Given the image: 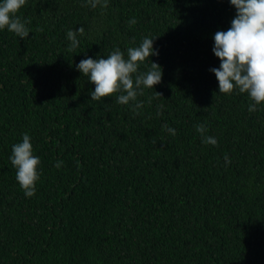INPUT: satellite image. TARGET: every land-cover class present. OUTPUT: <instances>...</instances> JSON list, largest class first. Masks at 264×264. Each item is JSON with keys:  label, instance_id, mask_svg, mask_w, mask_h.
<instances>
[{"label": "trees", "instance_id": "obj_1", "mask_svg": "<svg viewBox=\"0 0 264 264\" xmlns=\"http://www.w3.org/2000/svg\"><path fill=\"white\" fill-rule=\"evenodd\" d=\"M235 15L230 0H26L28 38L0 29V264H264V102L249 112L210 71ZM145 37L159 55L139 71L158 63L161 83L126 105L91 99L76 65L116 48L127 59ZM25 133L40 158L32 197L9 159Z\"/></svg>", "mask_w": 264, "mask_h": 264}, {"label": "clouds", "instance_id": "obj_2", "mask_svg": "<svg viewBox=\"0 0 264 264\" xmlns=\"http://www.w3.org/2000/svg\"><path fill=\"white\" fill-rule=\"evenodd\" d=\"M236 8V15L231 21L227 31H217L214 35L213 52L221 61L219 68H212L219 84V92L231 94L235 89L240 93H247L254 103L248 107L249 112H255L256 106L264 102V0H230ZM26 4V0H2L0 2V29L7 27L18 37L28 38L30 29L28 22H22L16 16L18 10ZM92 8L98 5L107 8L108 0H87ZM87 6V5H85ZM130 25L136 23L135 18L129 21ZM84 29L69 30L67 39L71 41V49L79 47L77 34L83 35ZM154 38L145 37L139 47L127 49V59L119 48H116L107 58L83 59L76 65L90 82L95 84V90L90 92L91 99L99 101L101 98L113 96L117 103L128 104L135 101L143 88H154L162 81V67L151 61V67L146 72H140V63L152 55H159L154 49ZM126 93V94H124ZM161 95L159 92H157ZM142 107V102L135 105V110ZM170 134L176 131L162 126ZM196 131L203 137L206 144L217 145L215 137L205 136L207 128L204 124L195 125ZM30 136L25 133L21 143L12 146L9 157L11 164L17 169L16 179L26 197L36 193V182L40 179L38 165L39 156L33 154ZM225 162L230 163L225 154ZM63 161H57L56 167L60 168Z\"/></svg>", "mask_w": 264, "mask_h": 264}]
</instances>
